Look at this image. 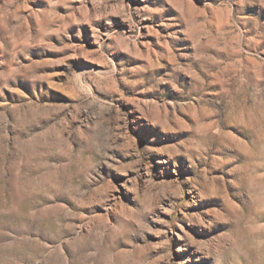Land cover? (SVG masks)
Returning a JSON list of instances; mask_svg holds the SVG:
<instances>
[{
  "label": "rangeland",
  "instance_id": "obj_1",
  "mask_svg": "<svg viewBox=\"0 0 264 264\" xmlns=\"http://www.w3.org/2000/svg\"><path fill=\"white\" fill-rule=\"evenodd\" d=\"M0 264H264V0H0Z\"/></svg>",
  "mask_w": 264,
  "mask_h": 264
}]
</instances>
